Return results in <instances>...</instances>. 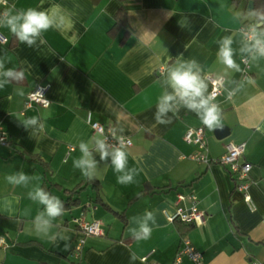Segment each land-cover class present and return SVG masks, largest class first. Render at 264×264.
Returning <instances> with one entry per match:
<instances>
[{"label": "crops", "instance_id": "crops-1", "mask_svg": "<svg viewBox=\"0 0 264 264\" xmlns=\"http://www.w3.org/2000/svg\"><path fill=\"white\" fill-rule=\"evenodd\" d=\"M7 1L0 20L7 38L0 44V264H172L183 237L203 264L264 263V57L244 50L251 41L240 33L243 25L264 30V0ZM30 7L54 21L32 46L6 25L9 15ZM121 9L124 23L116 21ZM224 37L232 39L238 71L218 59ZM192 60L206 95L207 75L223 80L213 101L228 128L222 138L179 104L162 117L170 122L155 119L158 97L173 91L168 70ZM8 71L12 75H4ZM38 84L49 85V105L24 108L26 94ZM91 122L130 138L125 171L135 169L133 183H117L123 173L114 170L111 155L101 160L96 141L102 137ZM198 126L208 163L196 160V146L183 139L187 128ZM241 142L240 160L251 165L246 191L254 209L244 202L236 177L213 161L226 144ZM81 143L96 162L92 179L73 166L83 155ZM20 172L29 177L26 184L6 179ZM78 185L79 203L55 218L29 196L40 188L63 200ZM177 194L185 197L177 200ZM188 194L195 195L205 219L186 227L168 216L176 205H191ZM146 212L158 226L148 221L152 232L143 239ZM81 215L99 220L104 234L84 237L75 255L82 235L73 218ZM179 264L192 263L182 256Z\"/></svg>", "mask_w": 264, "mask_h": 264}, {"label": "clouds", "instance_id": "clouds-1", "mask_svg": "<svg viewBox=\"0 0 264 264\" xmlns=\"http://www.w3.org/2000/svg\"><path fill=\"white\" fill-rule=\"evenodd\" d=\"M53 19L48 12L38 11L35 8H28L26 11H21L15 15H9L6 20V25L10 31L16 35L20 42L32 46L35 43V38L39 37L42 31L48 30L53 26ZM221 46L218 52V59L221 63L228 68L239 70V66L233 59V50L231 48V37H224L220 42ZM249 52L255 53L259 57H264V30H258V26H253L251 34V44L248 48L244 49ZM0 67H3L0 64ZM6 76L12 75L11 71L4 73ZM22 75V74H20ZM7 82V81H5ZM168 85L172 88V92H165L158 97L157 111L155 119L157 123H168L162 117L169 111H174L176 106L182 105L190 111L195 112L201 119V122L209 129H214L220 126L221 116L220 107L213 103L214 97L211 94L206 95L207 84L202 79L200 74L199 65L195 60L187 63L180 64L168 70L167 81ZM3 87V83H0ZM31 123L36 122V117L31 118ZM96 147L99 151L101 160L106 159L111 155V163L114 170L118 173H123L117 177L119 184H131L134 182L135 169L127 168L128 153L124 150V146L120 145L109 153L103 140L96 141ZM80 151L82 157L73 161V166L81 169L83 176L92 179L96 162L92 158L91 152L87 144H80ZM9 183L26 184L29 177L20 172L16 176L6 177ZM33 200H38L40 204L45 206V213L50 218L58 217L62 214L63 205L57 197H52L40 188H37L34 193H29ZM41 219V217H37ZM148 221H152L153 225H157V221L153 213L146 212L141 222L139 232L142 233L143 239L150 236L152 228L149 226ZM48 221H44L46 228ZM37 231H41L40 228ZM135 233V230H132Z\"/></svg>", "mask_w": 264, "mask_h": 264}, {"label": "built area", "instance_id": "built-area-1", "mask_svg": "<svg viewBox=\"0 0 264 264\" xmlns=\"http://www.w3.org/2000/svg\"><path fill=\"white\" fill-rule=\"evenodd\" d=\"M9 2L7 0H0V20L5 13V7H7ZM253 25H243L240 27V33L244 40L251 41ZM7 38L0 32V44H5ZM243 63L245 59H242ZM206 79L210 84V90L208 94H211L214 99L221 93L223 88V80L215 78L213 76L207 75ZM49 89L48 84H38L32 90H30L24 100V108H30L33 105H38L41 107H47L50 103L47 92ZM207 94V95H208ZM230 95V92H229ZM213 99V101H214ZM89 121V117H88ZM93 132L101 135L107 149H114L123 145L124 148L131 145V140L129 137L117 134L111 126L103 125L98 122L90 123ZM183 139L187 143L194 144L197 148V152L194 158L202 162H210L211 159L207 158L205 155L206 151V140L204 137V131L201 126L189 127L185 130ZM5 142V135L0 131V143ZM244 151V143H228L225 146V152L221 154L218 158L213 161L221 163L226 166L231 174H233L237 179L236 187L239 191L243 193V200L250 209H254V205L251 201L250 196L247 194L248 187V173L250 171L251 165L246 161H241L240 157ZM185 196L182 194H177V200L183 199ZM186 197L191 201V205L188 207H183L176 205L175 211L172 215L168 216L170 220H178L184 223L198 225L202 223L205 219V212L200 210L195 205V195L188 194ZM73 222L77 225L82 237L79 239L78 243L74 248V254L77 255L81 249L83 239L86 236H101L104 234L102 224L97 219L87 220L84 216H79L73 218ZM4 244V238L0 237V246ZM186 256L192 264H203L201 260V253L197 251L188 238H182V247L177 251L175 259L172 264H179L180 258ZM150 264H157L156 262H151ZM249 264H264L257 260H250Z\"/></svg>", "mask_w": 264, "mask_h": 264}, {"label": "trees", "instance_id": "trees-1", "mask_svg": "<svg viewBox=\"0 0 264 264\" xmlns=\"http://www.w3.org/2000/svg\"><path fill=\"white\" fill-rule=\"evenodd\" d=\"M260 5H264V2H262ZM260 10L264 11V6H262L260 8ZM124 13H125V11L123 9H121L118 12V14L116 15V21L124 23ZM80 189H81V187H80V185H78L75 188H73L72 190L68 191V197L66 199L60 200L61 204L63 205V208H68L70 206H73V205H76L79 203V198L77 195L79 194ZM46 193H48V191H46ZM141 193H143V191H141L139 194H141ZM74 195H76V196H74ZM177 222L184 224L186 227L187 226H193L192 224L184 223V222H181L178 220H177Z\"/></svg>", "mask_w": 264, "mask_h": 264}, {"label": "water", "instance_id": "water-1", "mask_svg": "<svg viewBox=\"0 0 264 264\" xmlns=\"http://www.w3.org/2000/svg\"><path fill=\"white\" fill-rule=\"evenodd\" d=\"M249 4H251V1H249ZM227 132L228 128L222 124H220L219 127L214 128V135L216 138H222Z\"/></svg>", "mask_w": 264, "mask_h": 264}]
</instances>
